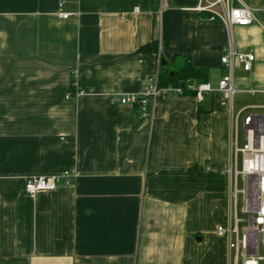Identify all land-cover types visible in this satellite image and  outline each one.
Segmentation results:
<instances>
[{
    "label": "crops",
    "instance_id": "crops-1",
    "mask_svg": "<svg viewBox=\"0 0 264 264\" xmlns=\"http://www.w3.org/2000/svg\"><path fill=\"white\" fill-rule=\"evenodd\" d=\"M200 2L0 0V264H235L217 228L233 206L234 117L264 108L251 101H264V0L233 1L254 21L231 39ZM155 38L157 52L139 50ZM229 41L255 55L233 69L236 87L256 90L235 94L238 110L218 90ZM180 54L207 69L202 101L161 92L149 116L112 101L158 85ZM70 169L69 183L25 190Z\"/></svg>",
    "mask_w": 264,
    "mask_h": 264
},
{
    "label": "built area",
    "instance_id": "built-area-1",
    "mask_svg": "<svg viewBox=\"0 0 264 264\" xmlns=\"http://www.w3.org/2000/svg\"><path fill=\"white\" fill-rule=\"evenodd\" d=\"M201 0L198 9L209 11L211 20L223 22L228 29L230 39L234 25H248L254 21L253 10L247 6L234 5V0H207L205 4ZM218 7V8H217ZM61 18H69L72 13L60 11ZM221 63L229 68V74L223 77L218 84V90L233 104L234 96L240 91L256 92L255 89H239L236 87L233 77V69L238 62L245 71L253 67L255 55L249 52L236 50L231 42H227L221 54ZM195 90V96L202 101L206 93L214 89L208 82L197 85L189 84L188 89ZM181 95L184 89L180 86L167 85L159 87L156 83L145 86L141 91L129 94H114L113 102L132 104L140 108L142 115L149 116V104L151 98L159 93ZM82 90H76L75 94L81 95ZM261 105H247L234 117L232 152L228 171L232 176L233 206L229 219L217 228L220 236L229 239V249L235 252V264H261L264 262V114L247 112L248 109L260 108ZM245 130V142L239 145V123ZM240 159V166H239ZM76 176L74 170H64L56 175H33L25 180V190L29 194H35L40 190H52L63 180L66 183ZM239 181L243 186L239 187ZM242 195L243 205L241 211L237 208L238 196ZM240 212L243 216H240ZM242 223V228H240ZM260 246L263 253L260 254Z\"/></svg>",
    "mask_w": 264,
    "mask_h": 264
},
{
    "label": "trees",
    "instance_id": "trees-1",
    "mask_svg": "<svg viewBox=\"0 0 264 264\" xmlns=\"http://www.w3.org/2000/svg\"><path fill=\"white\" fill-rule=\"evenodd\" d=\"M158 2L159 0H143V5L155 9ZM139 50L157 52L158 39H153L150 43L142 46ZM173 60V67L169 62H166L164 67H161L158 75V85L164 86L170 84L173 86H180L184 89L185 94H195V90L191 88L188 89V85H197L199 83L206 82L207 69L193 65L191 57L187 54L174 56ZM168 64L171 66V68L166 67ZM261 264H264V262Z\"/></svg>",
    "mask_w": 264,
    "mask_h": 264
},
{
    "label": "rangeland",
    "instance_id": "rangeland-1",
    "mask_svg": "<svg viewBox=\"0 0 264 264\" xmlns=\"http://www.w3.org/2000/svg\"><path fill=\"white\" fill-rule=\"evenodd\" d=\"M238 100V96L236 95L235 96V110H238L239 107H240V102L237 101ZM252 102H256V103H263L264 101L260 100L259 98L256 97V99H252L251 100ZM255 112H253V110H250L249 112L251 113H259V114H264V108H257V109H254ZM238 137H239V145H242L244 142H245V130H244V127L242 125V122L240 121L239 123V130H238ZM239 166H240V159H239ZM238 186L239 187H242L243 184L241 181H239L238 183ZM242 205H243V200H242V195L238 196V203H237V208L238 210L241 211V208H242ZM240 216H243V214L240 212ZM242 223H240V228H242ZM259 253L262 254L263 253V248L262 246H260V250H259ZM240 264V263H239Z\"/></svg>",
    "mask_w": 264,
    "mask_h": 264
},
{
    "label": "water",
    "instance_id": "water-1",
    "mask_svg": "<svg viewBox=\"0 0 264 264\" xmlns=\"http://www.w3.org/2000/svg\"><path fill=\"white\" fill-rule=\"evenodd\" d=\"M161 63H162V65H165L166 61L163 59Z\"/></svg>",
    "mask_w": 264,
    "mask_h": 264
}]
</instances>
